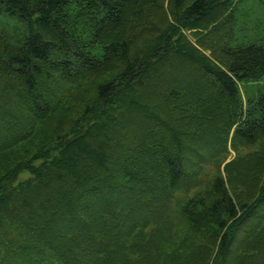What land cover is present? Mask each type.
Returning a JSON list of instances; mask_svg holds the SVG:
<instances>
[{"label": "trees", "instance_id": "obj_1", "mask_svg": "<svg viewBox=\"0 0 264 264\" xmlns=\"http://www.w3.org/2000/svg\"><path fill=\"white\" fill-rule=\"evenodd\" d=\"M155 1L0 0V17L26 29L0 31V264H173L164 247L177 220L186 243H217L212 258L203 251L210 264H264V184L251 205L235 204L222 178L205 199L180 201L206 158L177 140L145 94L156 55L176 53L161 36L131 58L125 38ZM214 1L191 0L185 15L199 22ZM223 53L226 69L200 64L198 82L225 104V125L239 121L233 143L250 144L264 137V95L243 115L237 84L264 79V47ZM101 76L83 98L82 85ZM167 96L169 113L213 117L182 82ZM128 114L145 129L128 126Z\"/></svg>", "mask_w": 264, "mask_h": 264}, {"label": "rangeland", "instance_id": "obj_2", "mask_svg": "<svg viewBox=\"0 0 264 264\" xmlns=\"http://www.w3.org/2000/svg\"><path fill=\"white\" fill-rule=\"evenodd\" d=\"M190 1L187 0L182 5H176L174 0L149 3L145 8L146 18L141 22L140 28H144L140 31V28L136 29L130 37L126 33L129 56L149 55L161 36L172 43L173 52L176 53L174 57L168 53L156 55L153 72H149L150 77L145 83V94L150 110L167 123L170 122L166 125L173 128L177 140L179 138L184 146H191L199 156L206 158L199 167L196 189L186 191L191 193H180V201L185 202L193 195L205 199L211 193L215 180L222 178L235 204L251 205L261 195L259 189L264 184V137L250 144L233 143V132L239 121L232 127L223 123L226 120V106L221 99L216 100L215 92L199 85L197 70L200 64H210L225 70L229 62L223 53L225 48L235 49L247 45L264 47V0H233L227 6L219 5L220 0H215L211 14L201 18L199 22L190 20L185 15V7ZM17 24L4 16L0 17V31L8 25L5 30L7 36L12 35L16 26L19 31L22 29L26 32L22 25ZM179 53L180 56L177 55ZM104 78L97 77L83 84V98L88 99L94 95V84ZM178 81L185 86L191 99L202 97L199 98L202 102L213 106L209 108L212 119L200 115L199 111H196L197 115L178 111L169 113L173 104L167 101V93L171 87L180 83ZM237 87L244 115L249 102L264 95V79L238 83ZM202 90L204 97L201 96ZM125 119L128 126H143L145 129V124L137 116L128 114ZM18 155L16 152L15 156ZM26 178L28 174L23 172L19 181ZM174 225L176 230L171 236L172 243L164 247V251L174 256L173 264H198L202 261L210 264L217 243H208L207 249L203 248L202 239H197L200 243H186L189 233L185 223L177 220ZM238 240L239 237L235 244ZM204 250L211 254L210 259L203 254ZM245 253L249 254L250 250Z\"/></svg>", "mask_w": 264, "mask_h": 264}]
</instances>
